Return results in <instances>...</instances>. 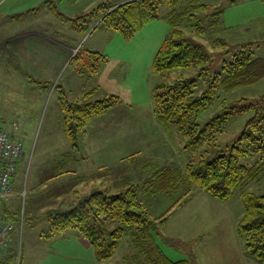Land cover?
Here are the masks:
<instances>
[{"label":"rangeland","instance_id":"obj_1","mask_svg":"<svg viewBox=\"0 0 264 264\" xmlns=\"http://www.w3.org/2000/svg\"><path fill=\"white\" fill-rule=\"evenodd\" d=\"M105 1L55 2L58 12L65 18L58 19L54 12L52 17L49 12V17H52L49 19H53L54 23L42 24L50 35L63 38L65 60L56 75L51 73L45 81H35L41 84L39 87L30 83L32 77L29 76H34L35 73L28 72L29 69L24 64L20 65V59L13 58L8 51L0 48V117L8 129L11 122L18 123L17 135L23 142V153L15 175L18 196L12 198L11 204L12 217L19 220L15 224L10 243L6 245L12 249L15 257L5 264H132V256L136 254L130 235L119 242L116 253L107 261H98L90 246L88 249L72 247L77 244L78 237L72 231L50 240L42 236V232L49 226L48 211L71 204L69 200L73 199V189L79 185L73 182V177L69 174L61 177L64 172L56 166L61 158L60 154L71 146L63 132L62 114L58 105L59 90H64L70 101L80 102V89L84 86L96 87L99 83L104 87L97 88L91 100L114 94L120 95L123 101L104 115V118L91 121L89 126V132L98 145L106 135V162L111 168L103 171V175L108 177L103 189L110 194L118 192L121 185L141 186L149 173L140 177L134 170L141 163L154 165L153 162L166 160L175 168L182 169L187 163L198 162L208 156L210 151L224 149L227 143L239 136L251 116V112L244 111L243 107L264 94V77L252 85L238 86L229 91L218 89L212 104L198 116V121L203 125L215 115L231 111L224 130L214 142L202 144L195 151L185 150L184 141L176 133L175 127L171 125L173 135H169V131H165L156 121L151 100L153 86L160 81L159 76L152 74L150 70L153 57L164 37L171 31V25L165 18L168 7L162 4L159 18L144 26L130 42H124L113 30L96 28L103 17L84 34L73 28V19L89 13ZM11 2L13 0H2L1 8L9 6ZM188 2L205 4V7L194 8V17L185 18L179 28L187 39L201 44L209 54L210 76L220 72L224 61H229L232 54L239 50H251L253 56L264 58V6L260 1L184 0L182 7ZM220 10L222 14L214 15ZM44 14L46 11L42 13ZM95 49L108 59H118L117 63H122L121 65H124L120 62L123 59L125 65L105 67L92 80L84 74L76 73L90 61L88 51ZM78 53L82 59L74 60ZM45 56L48 57V52ZM48 61L51 59L48 58ZM200 68L174 70L171 76L172 79L183 76L197 80L195 93L199 95L206 88L199 75ZM19 72L29 76L23 75L22 79ZM115 75L122 77L125 82L123 87L118 84ZM131 134L138 141L144 138L140 142L139 153L133 165L120 161L124 155L122 149H127ZM99 157L97 154L96 158ZM258 158V153L254 152L242 157L240 163L251 166ZM126 180L134 182L126 184ZM194 188L196 191L193 199L182 207H175L165 225L159 229L162 234L161 238H157L160 248L173 261L189 258V254L193 253L196 261L192 264H235L238 249L244 255L243 243L236 235V225L244 210L240 191L231 199L219 202L205 191ZM242 189L264 194V178L260 176L246 183ZM149 196L142 199L139 193L152 217H159L172 204V200L159 194L153 196L149 193ZM208 198L217 202L225 212L215 209ZM219 214L220 219L217 220ZM198 232H202L200 240L197 239ZM163 236L167 241L162 239ZM249 259L248 264H259Z\"/></svg>","mask_w":264,"mask_h":264},{"label":"trees","instance_id":"obj_2","mask_svg":"<svg viewBox=\"0 0 264 264\" xmlns=\"http://www.w3.org/2000/svg\"><path fill=\"white\" fill-rule=\"evenodd\" d=\"M258 1L264 6V0ZM183 2L106 0L89 13L73 19V28L84 34L103 17L96 28L113 30L124 42H130L144 26L159 18L162 4L168 7L165 18L171 25V31L162 40L151 65L152 73L160 78L152 89L153 113L160 123L175 127L184 141L185 150L195 151L202 144L216 140L231 114V111H224L203 125L199 123L198 116L212 104L216 91H229L258 82L264 77V58L255 57L251 50L242 49L234 52L229 61H224L220 72L210 76L209 54L201 44L187 39L179 28L185 18L194 17V8H203L205 4L188 2L182 7ZM49 4L58 19L65 18L51 1ZM215 14H222V10ZM88 57L90 61L78 72L92 74L100 64L108 61L105 55L95 51H88ZM78 58L82 59L80 53L74 60ZM188 67H201L199 75L206 88L199 95L195 93L197 80L183 76L172 79V71ZM90 95L91 92H85L82 101L73 102L66 97L64 90H59L63 132L74 148L77 147L78 135L85 132L92 119L107 113L121 101L117 95L98 100H91ZM243 110L250 111L251 116L239 136L227 143L224 149L210 151L198 162L187 163L183 173L169 169L154 172L146 186L152 192L161 190L172 200L169 208L159 217L151 216L135 185L112 194L94 190L85 196L77 195L66 207L48 211L49 226L42 236L50 240L72 231L93 248L98 261H107L116 253L119 242L130 235L136 250L132 264H192L196 261L193 253L189 254V258L173 261L157 242V238L162 237L159 229L167 222L170 212L189 196L191 185L221 202L240 191L244 210L237 222L236 234L243 243L244 255L264 264V194L242 189L246 183L260 176L264 178V94ZM254 152L259 156L254 164L247 166L240 163L242 157ZM186 182L185 191L175 199L180 186L186 185ZM11 219L14 223L19 220L15 217ZM162 239L167 241L166 237ZM4 250L0 264L15 257L10 247L6 246Z\"/></svg>","mask_w":264,"mask_h":264},{"label":"crops","instance_id":"obj_3","mask_svg":"<svg viewBox=\"0 0 264 264\" xmlns=\"http://www.w3.org/2000/svg\"><path fill=\"white\" fill-rule=\"evenodd\" d=\"M1 1L2 0H0V10L2 9V12H0V48H2V50L8 51L13 58L20 59L21 61L20 65L24 64V66H26V68L29 69L28 72H34L35 73L34 76L32 75L29 76L28 74H25L23 72L22 73L19 72V73L21 74L20 76H22V79H23V75L32 77L30 83L39 87L41 84L36 83L35 81L36 80L45 81L46 78L51 73L56 75L59 72V69L61 68V66H63V62L65 60L64 51H63V48H64L63 38H59V36L50 35L48 32V29L43 28L45 25L42 24L43 22L46 24L54 23L53 19H49L54 16L52 13L53 11H51L52 7L49 4V1L52 2L55 9L57 10L55 2H58L60 0H13V2H11L9 6H5L4 8H1V5H2ZM44 11H46V14L42 15ZM49 12L50 14H52V17H49ZM3 28H6V29H3ZM96 49L89 50V51L98 52L96 51ZM47 52H48V57L46 58L45 55ZM48 58L51 59L50 62L48 61ZM107 60H108L107 62L100 64L98 69L92 74L80 73L76 70L75 71L79 75L84 74L89 80H92L93 77L97 75L99 76L100 71L103 72L105 67H109L110 65H116V66L118 65V67L125 65V61H123V59H121L120 62H123L124 65H121L122 63L121 64L117 63L118 59L114 57L112 59L107 58ZM15 65L16 67H18L17 64ZM16 74H17V71L15 72V78H16ZM114 77L116 78V81L118 82V84L121 87H123V84L125 82L124 80H122V77L118 75H115ZM97 85L98 86L96 87L95 85L93 87H90V86L82 87L80 89L81 97L85 92H91V95H90V99H91V97H93V94L95 93L97 88L104 87V85H101L99 83H97ZM117 96H120V95H117ZM119 98L121 99V97ZM151 100H152V97H151ZM122 103L123 101L121 99L120 103L115 105L108 112L115 109V107L119 106ZM107 113L94 117L92 122L95 119L104 118L105 117L104 115H106ZM155 119L159 124H161V127H163L165 131H169L168 132L169 135H173V132H171V129H173L171 128V125H164L160 123L156 117ZM0 120H2L1 117H0ZM1 124L2 126H5V124L2 123V121H1ZM89 126L87 127L85 132L78 135L77 140H76L77 147L74 148L72 147V145L69 146L68 150L60 154L61 155V158L59 160L60 163L58 162V164L56 165L57 168L62 169L64 172L60 175L61 177H66L69 174L73 177V182L75 181L79 183V185L75 186V188L73 189V199L69 200L70 202L75 200V197L77 195L85 196L94 190L107 191L106 189H103V188L104 186L107 185L105 183V180L108 177L107 175H103V171H107V169H110L111 167L106 162L107 150H108L107 142H106V135L105 137H103L104 140L102 138L101 143L98 145L95 137L93 138L92 134H90L89 132L90 131ZM131 136L132 137L127 141L128 143L127 149L125 148L122 149V151L124 152V155H122L123 158H121L120 161L121 162L126 161L127 163H130V165H133L137 158L136 156L139 153L138 150L140 147V142L141 140H144V138L138 141L137 138L133 136V134H131ZM97 154L100 155L99 159L96 158ZM153 163L154 165L152 163H145V164L141 163L139 164V166L134 167V170L139 173L140 177L146 172H149L148 175H146V179L142 183V185L141 186L136 185V187L139 190V193L141 194L142 199H145L146 197H150L149 196V193H150L153 196H156L159 194L165 197L166 199L171 200L170 198L166 197V195L161 190L152 192L151 190H149V187H147L146 184H148V182L151 181L154 172L157 170H163V169L178 170L179 172L183 173L184 168L177 169L173 166L172 163L168 164L166 160H163L160 162H153ZM18 169H19V164L17 167V171ZM15 175L12 179L13 194L5 199L0 200V216L10 221L12 220L11 219L12 217V211H11L12 198L15 196H18V190L16 188V182H15ZM124 182H126V184H129V183H133L134 180H128V181L126 180ZM185 184L186 185L180 186L175 196H178L185 191L187 182ZM133 185L134 184H132V186ZM98 186L100 187V189H97ZM128 186L130 185H126V186L121 185L118 191ZM195 191H196V188H194V186L191 185L189 196L186 199H184L181 202V204H179L176 207H182L186 205L188 202H190L193 199ZM208 199L210 200L213 207H215V209H220V206L219 204H217V202H214L210 198ZM220 211L225 212V209L221 208ZM219 219H220V214L217 220ZM15 224L16 223H14V226ZM14 230L11 232L8 239L4 243V249L6 245L8 246V243H10L11 238H12V233L14 232ZM200 233L202 232L197 233V235H199L197 238L198 240L201 239ZM76 242L77 244L73 245L72 247H75L77 249H79V246L82 247V249H88L89 247L88 243L85 242L80 237H76ZM236 261L237 262L235 264L250 263V259L246 255H243L240 249H238Z\"/></svg>","mask_w":264,"mask_h":264},{"label":"built area","instance_id":"obj_4","mask_svg":"<svg viewBox=\"0 0 264 264\" xmlns=\"http://www.w3.org/2000/svg\"><path fill=\"white\" fill-rule=\"evenodd\" d=\"M4 127L0 120V200L12 195V179L16 174L23 153V142L18 137V123L11 122ZM14 223L0 216V260L4 243L14 230Z\"/></svg>","mask_w":264,"mask_h":264}]
</instances>
